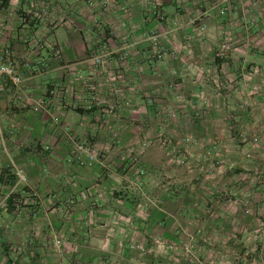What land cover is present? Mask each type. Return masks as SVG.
Here are the masks:
<instances>
[{
    "label": "crops",
    "instance_id": "crops-1",
    "mask_svg": "<svg viewBox=\"0 0 264 264\" xmlns=\"http://www.w3.org/2000/svg\"><path fill=\"white\" fill-rule=\"evenodd\" d=\"M0 48L23 76L0 80L13 139L0 147V197L18 170L42 196L19 208L27 191L10 192L0 207V264H149L132 242L169 244L186 217L219 204L225 171L258 164L237 143L238 162L213 169L222 176L204 163L197 178L177 161L192 158L185 136L216 143L219 160L225 138H264V0H0ZM102 48L106 61L93 64ZM28 93L43 107L32 110Z\"/></svg>",
    "mask_w": 264,
    "mask_h": 264
},
{
    "label": "rangeland",
    "instance_id": "rangeland-1",
    "mask_svg": "<svg viewBox=\"0 0 264 264\" xmlns=\"http://www.w3.org/2000/svg\"><path fill=\"white\" fill-rule=\"evenodd\" d=\"M2 132V124L0 123V147L6 148L8 139L11 138ZM14 139L18 144L21 142L19 137ZM180 139V143L187 147V155L192 158L181 156L182 158H178L177 163L179 166L189 167L188 172L195 174L197 178L205 179L203 175H208V171L204 170V163L209 164V168H212L211 172L215 176H222L223 173L213 169L223 164L227 166L235 161L238 162L232 151L235 143L244 150V157L247 156L251 159V155L258 164L244 161L243 167L238 166L237 169L225 171L224 176L226 178L221 177L219 179V181L225 180V184L223 182L217 185V195L214 197L219 204L210 201L202 208V212H196L193 216L186 217L189 219L187 230L178 232L169 244L164 243L165 239L155 237L147 239V242H132L128 250L133 254L141 253L145 263L149 264L152 263V260H156V264H264V138H256L255 140L251 136L225 138L221 160L217 157L220 150H217L216 143L209 144L193 136H185ZM34 143L35 139L28 142L29 145L33 146ZM142 143L145 145L142 146ZM178 143L172 142L168 138L162 139L164 146ZM147 146L146 141L139 142L134 149L136 153H128L131 162L134 163L138 159L139 151ZM93 155L95 159L98 153L93 152ZM86 157L90 159L88 153ZM190 163L193 165L189 166ZM17 173H20L24 180L16 184ZM17 173H15L16 179L8 188L7 194L27 191L25 197L17 196L19 208L31 206L36 202L39 204L42 199L40 189L29 186L21 171L18 170ZM6 195L0 197V207L4 206ZM66 219L65 216H61L59 220ZM194 224H198V230L191 228ZM49 235L53 236L48 238V240H52L49 249L52 250L55 260L60 262V256L62 257L64 253L61 237L57 230L54 233L50 232ZM55 240H59L58 246L55 245ZM16 250H18V254L16 251L13 252L16 256L14 257L15 261L16 258H21L19 249ZM118 256H122L121 253ZM110 259L111 257H107L105 261L108 262ZM56 262L58 263V261Z\"/></svg>",
    "mask_w": 264,
    "mask_h": 264
},
{
    "label": "built area",
    "instance_id": "built-area-1",
    "mask_svg": "<svg viewBox=\"0 0 264 264\" xmlns=\"http://www.w3.org/2000/svg\"><path fill=\"white\" fill-rule=\"evenodd\" d=\"M228 1V0H224ZM225 7L220 9L223 13L225 11ZM226 44L221 43L219 46L220 50L226 49ZM156 55L159 56V51H155ZM107 53L104 50H101L99 53H93L89 60L96 65L102 66L106 61ZM0 80L8 81L12 85H19L23 81L22 74L14 67L11 60L9 59V52L6 48H0ZM27 99L31 103L32 110H38L43 107V100L41 97L34 95L33 93L26 94ZM145 144L142 143V146ZM93 152H88V157L93 158ZM24 180L23 176L20 173H17L16 184L20 183ZM59 240H55V245H59ZM138 247V246H137Z\"/></svg>",
    "mask_w": 264,
    "mask_h": 264
},
{
    "label": "trees",
    "instance_id": "trees-1",
    "mask_svg": "<svg viewBox=\"0 0 264 264\" xmlns=\"http://www.w3.org/2000/svg\"><path fill=\"white\" fill-rule=\"evenodd\" d=\"M11 194H8L7 197L5 198V204L4 205H8L11 202Z\"/></svg>",
    "mask_w": 264,
    "mask_h": 264
}]
</instances>
